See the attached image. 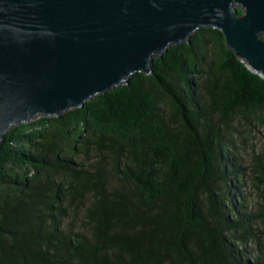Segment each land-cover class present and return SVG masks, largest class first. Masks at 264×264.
I'll return each mask as SVG.
<instances>
[{"label":"trees","instance_id":"obj_1","mask_svg":"<svg viewBox=\"0 0 264 264\" xmlns=\"http://www.w3.org/2000/svg\"><path fill=\"white\" fill-rule=\"evenodd\" d=\"M190 40L152 75L9 130L0 264H264V140L244 167L233 123L264 127V78L221 31Z\"/></svg>","mask_w":264,"mask_h":264},{"label":"water","instance_id":"obj_2","mask_svg":"<svg viewBox=\"0 0 264 264\" xmlns=\"http://www.w3.org/2000/svg\"><path fill=\"white\" fill-rule=\"evenodd\" d=\"M202 27L264 78V0H0V146L16 125L152 75Z\"/></svg>","mask_w":264,"mask_h":264},{"label":"rangeland","instance_id":"obj_3","mask_svg":"<svg viewBox=\"0 0 264 264\" xmlns=\"http://www.w3.org/2000/svg\"><path fill=\"white\" fill-rule=\"evenodd\" d=\"M238 8H241V6H236ZM264 36V33L262 34ZM234 126L236 125L239 129V137H238V144L240 147V150L237 153H240L242 155L241 163L244 167H249V164L251 163L253 150L256 152H259L262 149V143L264 140V127H250L246 128L244 126V120L240 117H235L234 119ZM242 192H244V195L246 196L247 202L249 204V209L251 211H254L260 207L261 199L259 197V194L257 193V189L253 182L248 179L245 182V186L241 189ZM256 227H259V230L262 229V226L255 225Z\"/></svg>","mask_w":264,"mask_h":264}]
</instances>
